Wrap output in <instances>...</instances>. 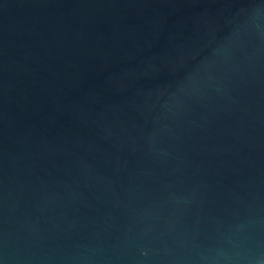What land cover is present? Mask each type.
Wrapping results in <instances>:
<instances>
[{
	"label": "water",
	"instance_id": "95a60500",
	"mask_svg": "<svg viewBox=\"0 0 264 264\" xmlns=\"http://www.w3.org/2000/svg\"><path fill=\"white\" fill-rule=\"evenodd\" d=\"M246 236L264 0H0V264H210Z\"/></svg>",
	"mask_w": 264,
	"mask_h": 264
},
{
	"label": "clouds",
	"instance_id": "9594fccd",
	"mask_svg": "<svg viewBox=\"0 0 264 264\" xmlns=\"http://www.w3.org/2000/svg\"><path fill=\"white\" fill-rule=\"evenodd\" d=\"M228 250L220 248L210 264H264V243L246 236L230 241Z\"/></svg>",
	"mask_w": 264,
	"mask_h": 264
}]
</instances>
